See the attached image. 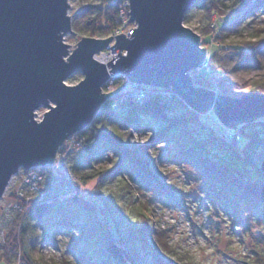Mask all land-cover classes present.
<instances>
[{
    "label": "rangeland",
    "instance_id": "rangeland-1",
    "mask_svg": "<svg viewBox=\"0 0 264 264\" xmlns=\"http://www.w3.org/2000/svg\"><path fill=\"white\" fill-rule=\"evenodd\" d=\"M118 1L114 0L113 3L116 7L115 14L120 6ZM216 1L221 3L214 7L215 10L212 9L213 11L208 13V8ZM232 1L200 0L194 7L192 6L186 11L183 25L199 35L200 46L206 48L204 64L188 72L193 86L206 89L208 84L206 79L200 76L202 73L210 83L216 85L219 94L239 97L251 93L250 90L256 84H264V45L255 47L261 62L258 66L241 61L238 54L225 48V45L241 40L251 42L259 36H264V12H259L254 21L248 22L243 29L234 31L225 37L221 36V28L232 19V16L227 14L226 6ZM101 2L102 0H68L67 15L71 28L62 34V42L68 45V55L64 57L65 60L81 37L103 39L111 36L106 47L95 54V56H99L101 53H110V46L115 43V33H122L126 36L128 31L135 28L134 22L127 21L129 18L127 10L123 13L124 15H119L118 20L121 18L122 24L117 23V17L114 18V24L106 35H89L88 24L85 26L87 20L94 21L95 26L106 24L107 15ZM88 5H95L101 9L93 8L90 13L83 12V7ZM121 5L126 7L128 4L124 6L121 3ZM223 15H227L225 16L226 20ZM207 25L210 30L205 34L203 28ZM221 47L224 49L220 51ZM214 51L217 52L216 55L209 60V53ZM114 52L116 55L118 49L115 48ZM207 70H209V73H206L208 75L204 72ZM82 77L80 73H72L64 82L67 85H75ZM105 83V86L104 84L101 86L102 93L110 95L115 92L116 89L112 90L108 81ZM47 110V105L39 106L35 111V120L39 121ZM200 115L202 120L215 130H219V126L222 124L215 118L212 109L206 113H200ZM105 125L109 131L115 129L117 134L122 137L123 145L130 149L140 148L152 133V130H135L130 125H124L121 122L106 121ZM225 128L222 132L227 136H232L234 128ZM200 132L205 135L208 129ZM72 138L74 140L75 135ZM71 145L69 140L59 146L56 159H61L67 152V157L63 162L64 171L69 172L70 170L77 174L90 173L92 178L85 182H73V188L64 190L62 184L59 183L62 179L61 171H56L57 169L53 167L56 159L51 164L33 168L43 176L40 185L36 187L40 193H32L29 187L26 188L22 184L25 181L23 176L26 170L20 168L10 178L0 197V253L2 250H6L11 255L7 260L0 258V264H17L16 252L19 247L21 252L25 253L30 264H74L76 259H84L90 264H123L109 254L107 234L114 242L117 240L116 247L118 246L123 254L128 253L131 256V261L125 257L126 264H132V262L135 264H242L239 259L253 256L250 252L253 244V232L249 234L244 228L237 226L234 217H232L233 214L225 206L213 207L211 202L205 199L203 188L199 184L197 170L177 161H171L170 155L172 151V154L174 153V147L170 143L155 145V152L160 157L167 159L153 167L152 171L155 177L154 181L168 195L175 194L179 206H170L169 204L173 201L165 202L163 196L155 194V191L140 187L137 182L126 176L107 180L105 176L109 171L111 158L114 154L110 148H99L102 155L101 161L96 162L91 168H83V161L89 158L88 154L83 150L74 149ZM154 148L152 149L154 150ZM260 154H264V150L257 152V155ZM21 185L22 189H20ZM37 193L40 195L44 193L47 200L56 197L62 199L59 213L56 214L54 220L75 217L77 219L76 221L72 220V223L77 228L71 229L69 233H56L50 224L37 225L36 222L30 221L28 215L22 220L28 209V200L33 195L36 196ZM39 194L37 195L39 196ZM100 206L103 208L102 210H99ZM238 213L247 220V225L251 230L256 227L254 219L244 213L242 206L238 207ZM17 214H19L18 220ZM98 216H102L103 223L98 222ZM157 225L169 230L167 239L171 248L167 255L162 254L150 239L146 240L145 235L140 231L143 226H146L147 230H151ZM22 227H24L25 233L17 241L19 229ZM231 230L238 231L239 235L232 234ZM74 231L77 232L74 233ZM260 231L264 240V224H261ZM74 235L76 239L73 238L70 242ZM17 242H20V246L14 247L13 243ZM52 243H55V246H52ZM263 243L262 245L258 243L254 249L262 252L264 250ZM70 247L74 250L75 256L66 252V249ZM153 250L158 253L157 257Z\"/></svg>",
    "mask_w": 264,
    "mask_h": 264
},
{
    "label": "water",
    "instance_id": "water-1",
    "mask_svg": "<svg viewBox=\"0 0 264 264\" xmlns=\"http://www.w3.org/2000/svg\"><path fill=\"white\" fill-rule=\"evenodd\" d=\"M199 1L128 0L127 21L135 28L126 37L115 35L110 48L118 53L105 64V54H95L111 36L81 37L64 59L68 0H0V197L20 168L52 163L65 139L92 120L108 96L101 86L116 73L170 88L195 112L212 109L226 128L264 117V93L232 97L193 86L188 72L202 66L206 48L183 17ZM72 73L83 77L67 85ZM41 105L48 110L37 121Z\"/></svg>",
    "mask_w": 264,
    "mask_h": 264
},
{
    "label": "trees",
    "instance_id": "trees-1",
    "mask_svg": "<svg viewBox=\"0 0 264 264\" xmlns=\"http://www.w3.org/2000/svg\"><path fill=\"white\" fill-rule=\"evenodd\" d=\"M216 2L212 3L208 8V13H211L213 11L212 9L218 3H221L219 1ZM113 3L114 0H102L101 2L107 15L105 25L95 26L94 21H86L89 22L87 25L89 35L104 36L110 31L115 18V7ZM226 6L228 8L227 14L232 16V19L228 21L227 25L221 28V36L224 37L234 31L243 29L248 22L254 21L259 12H264V0H233L231 4ZM93 8L96 10L101 9L95 5H88L84 6L82 11L90 13ZM225 16L227 15H223V18L226 20L227 17ZM209 30V25H207L203 28V33L207 34ZM258 45H264V36H259L251 42L241 40L232 44L227 43L225 48L237 53L241 61L247 62L252 66H258L261 64L257 51L255 50V47ZM222 49L224 47H221L220 51ZM215 51L209 53V60L214 58L217 53ZM204 72L205 74L209 73V70ZM200 76L207 81L208 86L206 90L208 89L212 93H219L215 84L210 83L202 73ZM250 92L264 93V84H256ZM106 121L113 123L121 122L124 125H130L138 131L152 130V133L147 139V142L142 144L140 148L130 149L123 145V139L117 134L115 129L111 131L106 129ZM219 127V130H215L206 121L202 120L200 113L190 109L176 95L148 96L141 103H137L130 99L122 100L118 94H115L100 105L92 120L77 133V138L81 139V145L74 147V149L83 150L88 154L89 158L83 161L82 167L91 168L96 162L102 159V155L98 149L104 147L110 148L114 154L113 158H111L109 171L105 176L107 180H113L119 176H126L137 182L140 187L153 192L155 191V194L163 196L165 202L173 201L169 204L170 206H179L177 196L175 194L172 196L168 195L154 181L155 177L152 171L153 167L167 159L160 157L155 152V145L159 143H170L174 147V153L172 154V151L170 155L171 161H177L184 166L197 170L199 184L203 188L205 199L211 202L210 204L213 207L225 206L233 214L232 217H234L237 226H241L249 234L253 232V244L252 249H250L251 255L253 256L241 258L239 259L240 262L242 264H264V250L261 252V250L257 251L254 249L258 243L262 245L264 241L260 231L261 224H264V154L257 155V152L264 150V117L237 125L233 129L232 136H227L222 132L224 130L222 125ZM207 129L208 132L205 135L200 132L201 130ZM66 154L61 159H56L55 164H53V167L57 169L56 171H61L60 175L62 179L59 183L62 186L73 188V181H71L70 177H76L82 183L92 178L90 173L77 174L70 170L69 172L67 170L64 171L63 162L67 157ZM37 194L36 196L32 194L33 196L29 200L28 209L22 220L28 215L30 221L36 222L37 225L43 223L50 224L56 233H69L71 229L77 228L72 223V220L75 219L74 221H76L77 218L75 217L54 220L56 214L59 213L62 199L56 197L47 200V196L44 193L39 194V196ZM79 201L82 202L81 200ZM241 206L243 207L244 213H247L248 216L250 215L254 219L256 227L253 230L247 225V220L243 219L238 213V207ZM102 209L100 206L99 210ZM17 215L18 220L19 214ZM101 217L98 216L97 220L103 223L104 220ZM19 230L17 241L25 233L24 227ZM140 231L145 235L146 240L150 239L162 254L167 255L168 250L171 248L167 239L169 230L157 225V227L151 230H147V227L143 226ZM231 231L232 234L239 235L238 231ZM76 232L74 231V233ZM109 236L108 234L106 236L108 243L107 250L111 257L123 264H126L125 257L131 261V256L128 253L123 254L122 250L118 246L116 247L117 240L114 242ZM73 238L76 239L75 235L70 239V242H72ZM19 243H13V246L18 247L20 246ZM51 245L55 246V243ZM14 249L12 250L13 253ZM66 252L75 254L71 247L66 249ZM153 252L157 257L158 253L155 250ZM16 254L18 259L17 264H30L25 253L21 252L20 247ZM10 255L6 250H2L0 258L7 260ZM74 264L90 263L84 259H76ZM132 264L135 263L132 262Z\"/></svg>",
    "mask_w": 264,
    "mask_h": 264
},
{
    "label": "built area",
    "instance_id": "built-area-1",
    "mask_svg": "<svg viewBox=\"0 0 264 264\" xmlns=\"http://www.w3.org/2000/svg\"><path fill=\"white\" fill-rule=\"evenodd\" d=\"M120 2L123 3L124 6H126V4H128V5L126 7H123ZM118 4H120V6H118L119 8H118V11H116L115 18L117 17L116 18L117 23L120 22V24H122L121 21H120L122 19L120 18V20H118V18H119V15L121 16L127 10H128V15H129V9H128L129 2H128V0H127V2H126V0H119ZM115 9H116V7H115ZM131 32H132V30L128 31L126 36L130 35ZM117 34L118 33H115V35H117ZM114 49H111L109 51L110 53H108V54H112L113 53L115 55L116 52H114ZM204 62H205V60H204ZM204 62H203V64H204ZM107 81L110 83V88H112V90H114V89H116V90H115V92H112L110 95H109V93H107L108 96H107L106 99L113 97L115 94H118V96H120L122 100L123 99H130L131 101H134V102H137V103H141L148 96H156V95L170 96V95H176L170 88H160V87H154V86H148V85H142V84L130 82L128 80L127 76H125L122 73H120V74L116 73V74L110 75V78ZM105 85H106V83H104V86ZM101 91H102V89H101ZM176 96H178V95H176ZM77 133L78 132L69 135L65 139L64 142H67V141L70 140L71 143H72V145H71L72 147H79L81 145V139L77 138ZM74 135H75V139L73 140L72 137ZM64 142H63V144H64ZM57 154H58V152L56 153V156L53 159V161L57 158ZM24 172L25 173H24V176H23V180H25V181L22 184L25 185L26 188L29 187V189L31 190L32 193L39 192V190L36 189V187H37V185H40V182L43 179L42 174L39 173L36 169H33V168L28 169V170H26ZM70 178H71V181H73V182H76V181L79 182V180L76 177H73V178L70 177ZM30 187L31 188L33 187V189H31ZM34 187H35V189H34ZM63 187L66 190L68 188L66 186H63ZM20 189H22V185L20 186ZM20 196H22V195H20Z\"/></svg>",
    "mask_w": 264,
    "mask_h": 264
},
{
    "label": "bare ground",
    "instance_id": "bare-ground-1",
    "mask_svg": "<svg viewBox=\"0 0 264 264\" xmlns=\"http://www.w3.org/2000/svg\"><path fill=\"white\" fill-rule=\"evenodd\" d=\"M102 54H105V56L102 58V62L106 64V62H108L109 60L112 59V57L114 56V54H107V53H102ZM95 57H100L99 56H95Z\"/></svg>",
    "mask_w": 264,
    "mask_h": 264
}]
</instances>
